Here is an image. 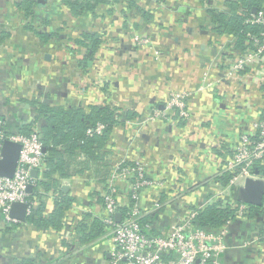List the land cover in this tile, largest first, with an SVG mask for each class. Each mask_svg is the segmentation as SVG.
<instances>
[{
	"label": "crops",
	"instance_id": "crops-1",
	"mask_svg": "<svg viewBox=\"0 0 264 264\" xmlns=\"http://www.w3.org/2000/svg\"><path fill=\"white\" fill-rule=\"evenodd\" d=\"M207 4L120 0L75 13L65 0H0V121L31 122L38 103L86 111L110 107L117 123L103 157L114 165L138 162L157 182L140 191L138 203L142 216L156 215L161 233L203 206L235 201L221 181L223 164L239 135L254 133L264 111V84L225 77L237 50L233 36L215 31ZM137 32L149 34L158 56L133 44ZM178 91L187 93V118L168 106ZM47 124L46 116L38 118L42 132ZM61 157L69 175L56 177L71 200L62 227L43 230L26 220H1L0 264H109L107 233L83 242L74 232L79 224L92 229L104 213L102 174L81 152ZM119 189L124 207L130 186L122 182ZM41 201L46 206L40 213L49 217L54 198ZM222 230V264H264V201Z\"/></svg>",
	"mask_w": 264,
	"mask_h": 264
},
{
	"label": "built area",
	"instance_id": "built-area-1",
	"mask_svg": "<svg viewBox=\"0 0 264 264\" xmlns=\"http://www.w3.org/2000/svg\"><path fill=\"white\" fill-rule=\"evenodd\" d=\"M230 1L233 0H209L206 7L227 11ZM247 22L260 27L259 35L251 36L254 43L252 48L239 54L232 52L234 57L226 66L225 77L238 80L246 76L264 84V10L252 13ZM133 44L141 48H152L155 56L159 55L148 33H135ZM205 85L209 87L212 82L206 80ZM186 95L185 91L175 92L168 103L169 108L178 107L180 115L184 118L188 117L183 100ZM2 125L0 121V159L4 140H12L21 145L13 176H0V221L10 225L18 222L9 215L13 202L27 203V214L30 212L33 202L29 199L30 191H27V186L34 187L38 184L39 177H34L31 172L45 168V152L43 132L37 125L29 134L8 133ZM254 126V133L243 132L239 135L235 149L223 164V170L231 174L226 190L230 194H236L237 187L243 184L247 177L264 178L254 170L256 165L264 163V114L257 119ZM103 128V123H97L94 128H88L87 133H99ZM123 162L124 160L119 161L109 173L101 195L104 213L100 220L112 243L109 264H222L220 254L226 248L225 231L214 234L195 228L191 220L196 212L161 235H149L142 231L138 222L140 191L156 185L157 182L146 176L142 164L135 162L134 166ZM122 182L129 184L130 196L133 199V203L125 212L121 211L119 196V185ZM118 212L121 213V218L116 221L115 214ZM247 214L248 205L240 203L237 217ZM145 227L148 228L147 225ZM171 254L175 257L164 259V256Z\"/></svg>",
	"mask_w": 264,
	"mask_h": 264
},
{
	"label": "trees",
	"instance_id": "trees-1",
	"mask_svg": "<svg viewBox=\"0 0 264 264\" xmlns=\"http://www.w3.org/2000/svg\"><path fill=\"white\" fill-rule=\"evenodd\" d=\"M120 0H65L66 3L75 11L83 13L93 11L99 3H115ZM27 1L25 2V4ZM23 5V3H22ZM254 9V10H253ZM210 12V18L214 22V29L218 33H226L233 36L234 47L237 54L252 48L254 46L251 36H258L260 27L251 25L247 18L255 12L264 10V0H233L229 3L227 11L216 9H207ZM82 44V41H80ZM95 45V43H94ZM93 46V43H92ZM264 114L262 112L261 116ZM46 116L48 124L42 128L43 142L45 149V168L41 170L38 184L35 185L29 193V199L33 202L30 212L26 216V223L34 228L60 229L62 227V217L70 206L71 200L66 197L59 184L56 175H69L63 172L64 160L61 154L83 153L87 158L86 163L94 165L96 171L101 173V180L106 181L109 173L114 168L111 160L104 158L107 142L110 134L117 123L113 110L108 106H90L87 111L83 107L64 108L59 105H49L38 103L35 109V117L31 122H21L16 125L2 122V128L6 132L29 134L34 126L38 125V118ZM260 116V117H261ZM97 123H103L104 128L101 132L87 133L88 128H94ZM39 126V125H38ZM79 150L78 152H75ZM74 152V153H73ZM123 164L134 165L135 162L124 160ZM254 170L264 176V163H259ZM231 174L224 172L221 177L222 184H227ZM105 189V186H104ZM131 192V191H130ZM52 196L56 204L55 210L50 216H44L40 210L45 209V202L41 200ZM102 198V197H101ZM40 201L36 205V202ZM103 200L101 199V202ZM133 199L127 205L121 207L125 212ZM240 202L230 200L228 202H215L198 209L191 220L192 226L208 233H219L229 221L237 218V210ZM248 205V214L252 215L262 206ZM156 215H141L138 222L142 231L149 235H161L162 233L154 226ZM101 221V220H100ZM95 221L93 228L79 224L75 228V234L79 235L81 240L91 241L99 235L107 233L102 222ZM148 226V228L145 227ZM175 255L164 256V259L174 258Z\"/></svg>",
	"mask_w": 264,
	"mask_h": 264
},
{
	"label": "water",
	"instance_id": "water-1",
	"mask_svg": "<svg viewBox=\"0 0 264 264\" xmlns=\"http://www.w3.org/2000/svg\"><path fill=\"white\" fill-rule=\"evenodd\" d=\"M254 10V9H253ZM64 95V94H63ZM36 108L35 105H33ZM45 123V121L43 122ZM21 145L12 140H4L0 159V176L12 177L17 160L19 157ZM31 174L37 177V170H33ZM32 186H27V191H30ZM62 189L66 191V186ZM236 200L240 203H246L253 206H261L264 201V178L247 177L243 184H240L236 189ZM28 204L25 202H13L10 207L9 215L18 221H25L27 215ZM121 218V213L115 214L116 221Z\"/></svg>",
	"mask_w": 264,
	"mask_h": 264
}]
</instances>
